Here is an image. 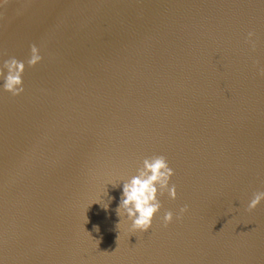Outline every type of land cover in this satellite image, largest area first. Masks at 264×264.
I'll use <instances>...</instances> for the list:
<instances>
[{"label":"water","instance_id":"95a60500","mask_svg":"<svg viewBox=\"0 0 264 264\" xmlns=\"http://www.w3.org/2000/svg\"><path fill=\"white\" fill-rule=\"evenodd\" d=\"M2 3L0 65L43 59L0 79V264H264V0ZM158 154L178 197L133 232L123 181Z\"/></svg>","mask_w":264,"mask_h":264},{"label":"clouds","instance_id":"9594fccd","mask_svg":"<svg viewBox=\"0 0 264 264\" xmlns=\"http://www.w3.org/2000/svg\"><path fill=\"white\" fill-rule=\"evenodd\" d=\"M6 2L7 0H3V3ZM255 35L254 31L248 33L247 42L253 50L257 46V42L253 39ZM30 53L27 65L16 57L6 59L0 65V79L4 81L3 88L5 91L11 92L13 95H20L24 92L23 74L26 66L34 67L43 59L40 48L36 44L31 45ZM256 63L259 65V61ZM5 70H7L6 73ZM259 74L264 76V67L259 68ZM137 173L131 179L123 181V193L116 211L118 216L126 215L132 222L131 229L133 232H146L152 227L157 213L163 207L160 197L164 194L173 200L178 197L177 186L171 182L175 175V169L170 166L165 155L158 154L144 157L142 166L137 169ZM262 201H264V191L256 192L248 204V210H254ZM188 210L189 205L185 204L179 209V214L172 210L165 211L162 216L163 226L167 227L174 219H183Z\"/></svg>","mask_w":264,"mask_h":264}]
</instances>
